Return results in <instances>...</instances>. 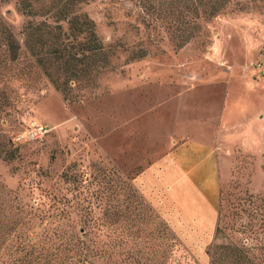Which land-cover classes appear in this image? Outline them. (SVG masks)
Here are the masks:
<instances>
[{"label":"rangeland","instance_id":"obj_1","mask_svg":"<svg viewBox=\"0 0 264 264\" xmlns=\"http://www.w3.org/2000/svg\"><path fill=\"white\" fill-rule=\"evenodd\" d=\"M16 4L0 0V25L22 43L28 21L47 16ZM75 11L105 55L77 67L72 101L26 52L3 67L0 44V264H114L109 247L79 236L80 221L134 208L135 177L198 125L220 147V231L194 242L172 231L181 246L144 263L210 264L214 251L233 264L234 248L241 264H264V0H88ZM38 126L49 129L39 140L17 139Z\"/></svg>","mask_w":264,"mask_h":264},{"label":"trees","instance_id":"obj_2","mask_svg":"<svg viewBox=\"0 0 264 264\" xmlns=\"http://www.w3.org/2000/svg\"><path fill=\"white\" fill-rule=\"evenodd\" d=\"M86 1L88 0H58L45 9L41 5L42 0H17L16 8L23 16L32 19L42 16L47 18L39 22L29 20L20 32L24 37L22 43L12 36L8 27L3 23L0 25V44L6 54L1 60L3 67L9 69V65L17 62L20 55L26 52L32 57L34 66L62 94L63 99L72 101V85L82 80L78 76L80 70L77 67L91 57L105 55L103 44L95 34L93 20L86 14L75 11L77 4ZM61 23L67 24V36L70 40L67 43L63 41ZM64 71L72 72V76L62 78L59 73ZM66 175L67 173L63 174L67 177ZM137 194L134 208L129 205L124 208L114 205L112 209H104L101 218L94 215L93 209H88L86 215L90 217L80 221L79 236L89 237L90 241L109 247L108 257L116 258L114 264H127L128 259L132 260L130 264H145L148 256H158L162 263H166L173 249L181 244L144 196L139 192ZM136 210L138 212H133ZM219 231L217 226L215 234ZM81 243L84 244V241ZM94 253L103 254L97 249ZM230 253L231 263H242L243 251L233 248ZM210 256V264H220V257L216 252L213 251Z\"/></svg>","mask_w":264,"mask_h":264},{"label":"crops","instance_id":"obj_3","mask_svg":"<svg viewBox=\"0 0 264 264\" xmlns=\"http://www.w3.org/2000/svg\"><path fill=\"white\" fill-rule=\"evenodd\" d=\"M191 133L134 182L171 231L194 242L213 237L218 225L220 147L201 125Z\"/></svg>","mask_w":264,"mask_h":264},{"label":"built area","instance_id":"obj_4","mask_svg":"<svg viewBox=\"0 0 264 264\" xmlns=\"http://www.w3.org/2000/svg\"><path fill=\"white\" fill-rule=\"evenodd\" d=\"M48 130L49 129L46 126L31 128L30 130L25 131L22 135L18 136L17 139L20 140L24 138L26 140H39L48 132Z\"/></svg>","mask_w":264,"mask_h":264}]
</instances>
